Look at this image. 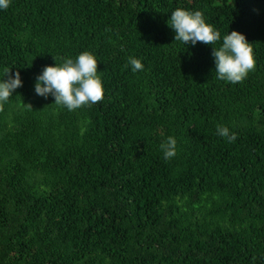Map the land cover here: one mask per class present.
I'll use <instances>...</instances> for the list:
<instances>
[{"label": "trees", "instance_id": "16d2710c", "mask_svg": "<svg viewBox=\"0 0 264 264\" xmlns=\"http://www.w3.org/2000/svg\"><path fill=\"white\" fill-rule=\"evenodd\" d=\"M176 8L243 33L255 69L217 80L210 45L174 41ZM84 51L102 101L35 94L43 67ZM8 69L23 84L0 107V264H264V0H11Z\"/></svg>", "mask_w": 264, "mask_h": 264}, {"label": "clouds", "instance_id": "9594fccd", "mask_svg": "<svg viewBox=\"0 0 264 264\" xmlns=\"http://www.w3.org/2000/svg\"><path fill=\"white\" fill-rule=\"evenodd\" d=\"M10 3L11 0H0V10L7 9ZM167 25L174 32V41L193 47L198 42L211 46L213 72L217 80L237 84L255 69L252 43L248 42L246 36L235 30L228 31L222 36L213 24L206 22L201 11L176 8L170 13ZM54 61V66L43 67L36 76L34 81L36 95L44 99L51 96L54 99L53 104L68 111L103 100L105 94L101 76L103 71H98V59L95 54L84 51L75 58L66 57L60 63L54 58ZM128 64L133 73L142 71L144 67L137 58H130ZM22 84L19 72L10 74V69L5 71L0 78V107L9 101L13 92L22 87ZM216 134L226 138L230 143L237 139L236 134L223 125H217ZM160 150L165 160L174 158L177 154L175 137L168 136L160 144Z\"/></svg>", "mask_w": 264, "mask_h": 264}]
</instances>
